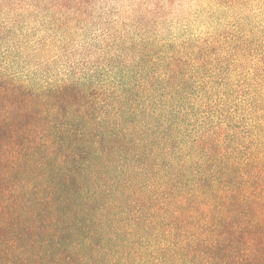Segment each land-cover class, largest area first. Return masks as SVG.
<instances>
[{"label":"clouds","instance_id":"9594fccd","mask_svg":"<svg viewBox=\"0 0 264 264\" xmlns=\"http://www.w3.org/2000/svg\"><path fill=\"white\" fill-rule=\"evenodd\" d=\"M0 264H264V0H0Z\"/></svg>","mask_w":264,"mask_h":264}]
</instances>
